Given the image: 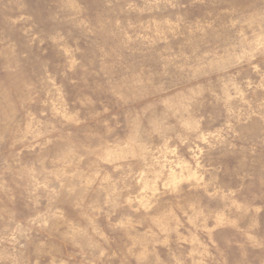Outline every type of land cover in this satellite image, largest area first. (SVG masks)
Listing matches in <instances>:
<instances>
[{
  "label": "rangeland",
  "instance_id": "obj_1",
  "mask_svg": "<svg viewBox=\"0 0 264 264\" xmlns=\"http://www.w3.org/2000/svg\"><path fill=\"white\" fill-rule=\"evenodd\" d=\"M0 264H264V0H0Z\"/></svg>",
  "mask_w": 264,
  "mask_h": 264
}]
</instances>
